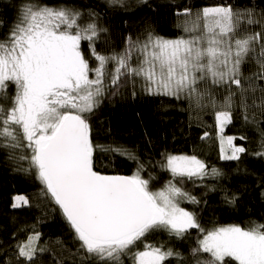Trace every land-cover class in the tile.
I'll list each match as a JSON object with an SVG mask.
<instances>
[{
    "label": "snow or ice",
    "instance_id": "6c2138e0",
    "mask_svg": "<svg viewBox=\"0 0 264 264\" xmlns=\"http://www.w3.org/2000/svg\"><path fill=\"white\" fill-rule=\"evenodd\" d=\"M111 2L119 4L121 0ZM176 15L185 17L177 25L183 35L167 38L149 29L143 40L129 37L122 51L103 54L96 51L95 42L106 30L99 28L95 13L82 22L83 13L75 8L24 4L0 38V147L31 150L30 156L19 159L29 160V170L35 169L45 186L42 191L62 209L80 242L79 250L101 264H121V256L130 253L150 232L167 231L183 238L194 228L203 233L190 250L194 264H230L225 258L237 264H264V224L205 230L194 213L180 207L181 199L196 203L195 197L171 181L160 190H152V177L141 175L142 164L131 176L107 175L94 169L93 155L99 146L92 141L86 114L98 106L106 79L119 87L122 78H140L144 90L151 94L186 96L198 108L211 107L221 133L237 107L245 122H249V108L264 115V86L257 84L264 82V45L259 55L255 48L261 34L241 35L246 31L241 22L247 18V23H253L251 13H240L221 3L195 14L185 8ZM82 41L89 42L98 62L94 68L81 51ZM250 58H255L258 71L244 77L241 69ZM12 87L15 92L10 95ZM216 89L227 92L222 102L216 99ZM235 139L221 136L222 158L239 159L246 151L233 143ZM225 144L231 155H223ZM106 150L121 155L127 152L120 147ZM164 167L174 178L208 174L196 156L167 155ZM212 174L218 175V170L212 169ZM13 200V208L29 204L24 195ZM39 239L40 233L34 231L26 242L18 244L19 257L34 264V257L47 251L36 244ZM202 254L208 258L202 259ZM171 256L180 257V253L144 244L143 250L132 252V262L162 264Z\"/></svg>",
    "mask_w": 264,
    "mask_h": 264
},
{
    "label": "trees",
    "instance_id": "16d2710c",
    "mask_svg": "<svg viewBox=\"0 0 264 264\" xmlns=\"http://www.w3.org/2000/svg\"><path fill=\"white\" fill-rule=\"evenodd\" d=\"M29 2L78 9L83 13L82 22H87L90 14L95 13L99 28L106 30L95 42L96 51L103 54L122 51L129 37L143 40L149 29L167 38L183 35L177 25L185 17H177L178 11L190 8L195 14L203 7L221 3L232 5L240 13L250 12L253 23L244 19L241 23L246 31L241 35L261 34L255 42L257 55L264 45V0H121L119 4L111 0H0V38L7 34L20 9ZM81 51L90 67H96L98 62L92 56L88 41L81 42ZM112 67L110 64L109 69ZM241 70L244 77L258 71L255 58H250ZM257 84L264 86L261 81ZM14 92L12 87L9 94ZM225 95L226 90H215L218 101L222 102ZM98 100V106L86 114L92 141L99 146L93 155L95 170L107 175L131 176L142 164L141 175L145 179L152 177V190H160L171 181L195 197L196 203L181 199L180 207L194 213L205 230L264 224V155L258 154L264 152L261 146L264 115L259 109L249 108V122H245L243 111L237 107L231 123L221 133L211 107L198 108L186 96L151 94L144 90L140 78H122L119 87L111 86L106 79L104 94ZM235 100L239 105L238 95ZM253 118L255 123L251 122ZM221 136L237 137L233 143L246 149L239 154V159L222 158ZM241 136L246 139H238ZM116 147L127 152L121 155L106 150ZM225 149L223 155H228L230 150L226 144ZM21 155L30 156L31 150L0 147V264H33L19 257L17 245L26 242L34 231L40 233L36 244L47 249L34 257V264H101L79 250L80 242L62 209L50 194L42 191L45 186L37 178L35 169L29 170V160L19 159ZM167 155L196 156L205 164L208 174L174 178L164 167ZM212 169H217L219 174L213 175ZM18 194L26 196L29 204L13 208V197ZM202 238L203 233L195 228L183 238L171 236L167 231L150 232L130 253L121 256V264H133L132 252L143 250L144 244L180 253V257H168L162 264H182L181 257L183 264H194L190 250ZM201 258L207 259L208 254H202ZM225 259L237 264L231 258Z\"/></svg>",
    "mask_w": 264,
    "mask_h": 264
},
{
    "label": "rangeland",
    "instance_id": "374dc122",
    "mask_svg": "<svg viewBox=\"0 0 264 264\" xmlns=\"http://www.w3.org/2000/svg\"><path fill=\"white\" fill-rule=\"evenodd\" d=\"M90 78H94V74H92L91 73V77ZM217 127H218V125H217ZM218 130L220 131V128L218 127ZM221 132V131H220ZM227 146V145H226ZM230 150V149H229ZM228 153V155H231L232 153H231V150H230V152H227ZM15 201L13 200V203H14ZM23 206H25V205H23Z\"/></svg>",
    "mask_w": 264,
    "mask_h": 264
},
{
    "label": "bare ground",
    "instance_id": "6f19581e",
    "mask_svg": "<svg viewBox=\"0 0 264 264\" xmlns=\"http://www.w3.org/2000/svg\"><path fill=\"white\" fill-rule=\"evenodd\" d=\"M22 207V206H21Z\"/></svg>",
    "mask_w": 264,
    "mask_h": 264
}]
</instances>
